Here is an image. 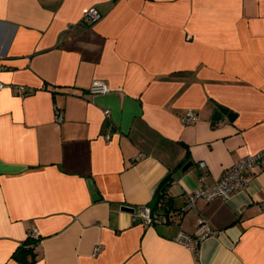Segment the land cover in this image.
<instances>
[{"label": "crops", "instance_id": "1", "mask_svg": "<svg viewBox=\"0 0 264 264\" xmlns=\"http://www.w3.org/2000/svg\"><path fill=\"white\" fill-rule=\"evenodd\" d=\"M0 81V264H21L36 229L34 264H264V168L181 213L264 151V0H0ZM94 81L109 94L90 95ZM219 106L236 118L213 121ZM168 177L159 224L122 211ZM201 218L215 236L175 242Z\"/></svg>", "mask_w": 264, "mask_h": 264}, {"label": "built area", "instance_id": "2", "mask_svg": "<svg viewBox=\"0 0 264 264\" xmlns=\"http://www.w3.org/2000/svg\"><path fill=\"white\" fill-rule=\"evenodd\" d=\"M102 18L101 13L97 8H91L88 10L84 17L83 22L85 24L97 23ZM5 88V84L0 81V90ZM28 92H32L28 90ZM90 95H107L110 92L109 86L103 81H94L90 88ZM106 117L110 116V111L106 110L104 112ZM64 120L63 112L56 108L55 109V121L57 123H62ZM199 121L198 114L193 110H188L184 117L182 118V123L185 125L195 124ZM110 138L107 137V140ZM201 169L205 168L202 163L200 165ZM264 168V151L248 155L241 160H239L233 167H231L223 178L212 185L203 186L197 189L193 193H188L185 195V206L181 210V213L186 211H193L196 208V202L198 200H205L210 202L216 198H221L223 200L230 199L233 195L245 191L249 184L251 177L254 176L259 170ZM205 175H201V180H204ZM135 219L139 220L143 226L152 227L159 224L164 218L163 213L155 212L150 206H144L139 208L134 213ZM32 237L39 238L38 230H33L31 232ZM216 231L211 227L210 223L201 218L199 220L198 227L194 234H188L183 231L178 232L174 240L176 243L184 246L188 250L198 251L201 244L208 238L215 236Z\"/></svg>", "mask_w": 264, "mask_h": 264}, {"label": "trees", "instance_id": "3", "mask_svg": "<svg viewBox=\"0 0 264 264\" xmlns=\"http://www.w3.org/2000/svg\"><path fill=\"white\" fill-rule=\"evenodd\" d=\"M83 25L91 27V26L95 25V23H93V24H85V23H83ZM170 183H171V178L168 177L165 180V182L163 183V185L161 186V188L159 189V194H158V197H157V200H158L157 205L161 201V199H163L164 196L166 195V189L168 188ZM164 189H165V191L162 192ZM157 205H156L154 211L157 210L156 209ZM41 239L42 238H40V237L39 238L32 237L31 232H30L26 242L15 253L14 257H17V255L21 252L22 256L19 259V262L21 264H34L36 262L35 249L40 244Z\"/></svg>", "mask_w": 264, "mask_h": 264}, {"label": "water", "instance_id": "4", "mask_svg": "<svg viewBox=\"0 0 264 264\" xmlns=\"http://www.w3.org/2000/svg\"><path fill=\"white\" fill-rule=\"evenodd\" d=\"M223 115H227L228 118H229V120H231V121L234 120V119L236 118V114H235V113L230 112L229 109H227V108H225V107H223V106H219V107H218V112H217V113L214 115V117H213V121H216V122L220 121V120L222 119V116H223ZM192 165H193V163H189V164L184 168V170L189 169ZM89 184H90V189H91V191L94 192L93 185H92L91 183H89ZM164 191H165V189H164L162 192H164ZM94 199H97V194H95ZM157 202H158V200L155 199V200L151 203L150 207H151L153 210L155 209V207H156V205H157ZM122 211H124V212H128V213H135V210H134V209H131V208H128V207H123V208H122ZM21 256H22V253L20 252V253L17 255L16 258L19 260V259L21 258Z\"/></svg>", "mask_w": 264, "mask_h": 264}]
</instances>
